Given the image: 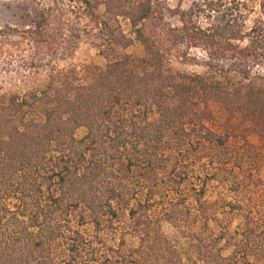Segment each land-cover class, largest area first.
Returning a JSON list of instances; mask_svg holds the SVG:
<instances>
[{"label": "trees", "instance_id": "16d2710c", "mask_svg": "<svg viewBox=\"0 0 264 264\" xmlns=\"http://www.w3.org/2000/svg\"><path fill=\"white\" fill-rule=\"evenodd\" d=\"M206 2L182 13L183 31L210 48L264 57V21L245 32L240 11L224 25L202 27L193 16L215 10L214 1ZM105 4L108 13L131 21L145 57L116 55V46L133 41L102 19L107 64L89 68L88 81L60 70L42 86L0 95V264H123L105 240L119 210L138 224L156 212L182 222L184 205L174 197L188 176L184 163L197 150L214 156L229 141L194 124V103L239 104L264 116V88L171 69L146 34L152 0ZM246 39V47L236 44ZM153 112L159 116L151 120ZM196 248L204 253L203 245ZM204 260L222 264L216 256Z\"/></svg>", "mask_w": 264, "mask_h": 264}, {"label": "rangeland", "instance_id": "374dc122", "mask_svg": "<svg viewBox=\"0 0 264 264\" xmlns=\"http://www.w3.org/2000/svg\"><path fill=\"white\" fill-rule=\"evenodd\" d=\"M89 1L87 7L85 0H0V95L42 86L60 70H76L83 82L88 81L89 68L107 64L100 53L105 45L98 25L102 19H108L113 29L120 26L133 41L128 48L116 46V55L145 57L131 21L108 13L106 0ZM206 1L152 0L147 36L157 42L176 73L264 88L263 56L210 48L197 43L192 31H183L182 13L193 6L197 10ZM209 1L215 2L216 11L202 10L193 16L202 27L224 25L240 11L244 18L239 24L245 23V32L264 21L263 0ZM236 44L244 48L249 40ZM222 51L224 58L215 53ZM193 106L194 124H204L229 141L216 156L197 150L184 163L188 176L180 196L174 197L184 205L182 222L173 224L156 212L150 222L138 224L128 210H119L105 240L123 264H203L212 256L222 264L264 261V116L212 99ZM158 116L153 112L150 118ZM85 135V129L78 131L80 138ZM198 245H203L204 253L198 252Z\"/></svg>", "mask_w": 264, "mask_h": 264}]
</instances>
